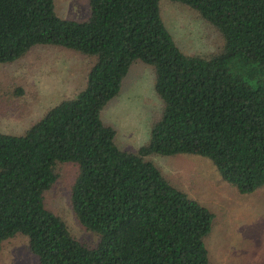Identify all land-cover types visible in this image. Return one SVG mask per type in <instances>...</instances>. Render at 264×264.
I'll return each instance as SVG.
<instances>
[{"label":"trees","instance_id":"1","mask_svg":"<svg viewBox=\"0 0 264 264\" xmlns=\"http://www.w3.org/2000/svg\"><path fill=\"white\" fill-rule=\"evenodd\" d=\"M87 1L89 15L77 21L59 17L55 0H0V65L37 47L92 60L82 90L22 135L0 132V252L20 235L38 264H209L214 214L150 157L198 156L239 195L264 188V0ZM162 1L193 11L221 47L185 54L164 24ZM135 63L152 67L162 108L148 141L129 152L101 113ZM58 164L77 167L70 204L99 237L94 247L44 203Z\"/></svg>","mask_w":264,"mask_h":264},{"label":"rangeland","instance_id":"2","mask_svg":"<svg viewBox=\"0 0 264 264\" xmlns=\"http://www.w3.org/2000/svg\"><path fill=\"white\" fill-rule=\"evenodd\" d=\"M55 6L64 19L83 21L89 15L87 0H55ZM161 14L185 54L208 56L221 47L217 33L188 8L162 1ZM91 66L90 58L56 47H37L15 63L0 65V132L22 135L47 110L82 90ZM152 71L148 65L135 63L119 95L101 113L104 124L116 131L117 146L129 152L148 141L151 123L161 113ZM150 160L171 184L214 214L205 240L209 264L264 263V188L239 195L221 180L210 161L198 156H153ZM56 173L57 181L44 194L46 207L65 221L78 242L96 246L99 237L79 224L70 204L77 167L58 164ZM0 264L38 261L29 251L27 239L18 235L3 243Z\"/></svg>","mask_w":264,"mask_h":264}]
</instances>
